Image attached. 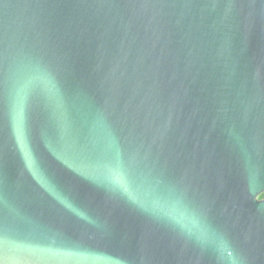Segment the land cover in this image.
<instances>
[{
  "label": "water",
  "instance_id": "1",
  "mask_svg": "<svg viewBox=\"0 0 264 264\" xmlns=\"http://www.w3.org/2000/svg\"><path fill=\"white\" fill-rule=\"evenodd\" d=\"M0 78V264H264V0H0Z\"/></svg>",
  "mask_w": 264,
  "mask_h": 264
},
{
  "label": "snow or ice",
  "instance_id": "2",
  "mask_svg": "<svg viewBox=\"0 0 264 264\" xmlns=\"http://www.w3.org/2000/svg\"><path fill=\"white\" fill-rule=\"evenodd\" d=\"M3 87L2 78H0V89ZM41 87V81L37 78L27 79L20 89V94L16 101V116L15 127L17 139L20 142L22 149L25 152V156H29L28 144L26 140V121H25V102L27 97L32 95L35 91ZM2 91H0V103H2ZM6 233L2 227H0V246H3Z\"/></svg>",
  "mask_w": 264,
  "mask_h": 264
},
{
  "label": "trees",
  "instance_id": "3",
  "mask_svg": "<svg viewBox=\"0 0 264 264\" xmlns=\"http://www.w3.org/2000/svg\"><path fill=\"white\" fill-rule=\"evenodd\" d=\"M264 194H261V196H263Z\"/></svg>",
  "mask_w": 264,
  "mask_h": 264
}]
</instances>
